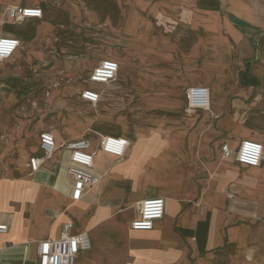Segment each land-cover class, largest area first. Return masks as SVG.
<instances>
[{
	"label": "crops",
	"instance_id": "0c3cea01",
	"mask_svg": "<svg viewBox=\"0 0 264 264\" xmlns=\"http://www.w3.org/2000/svg\"><path fill=\"white\" fill-rule=\"evenodd\" d=\"M10 6L38 7L41 16L15 22ZM82 28H98L81 37L95 41L93 51L73 47L77 30L89 31ZM262 29L264 0H0V37L19 40L0 61L19 68L20 75L34 66L37 79L66 82L78 72L89 74L103 59L118 63L115 79L98 86L97 103L109 116L99 128L103 132H95L129 140L122 157L97 152L93 168L99 182L75 200L78 210L68 217H59L55 189L39 203L27 231L12 230L11 214L0 212V223L7 225L0 233V264H37L36 241L57 238L65 223H71L70 233L86 231L90 237V248L78 253L75 264H264V111L243 115L237 99L253 80L251 72H241L259 54ZM191 85L209 88V110L182 122L169 119L163 135L121 131L128 110L176 116L185 105L183 90ZM4 108L1 104L0 111ZM55 108L63 110L59 100ZM45 131L58 145L53 155L29 170V157L41 153L38 132L29 152L20 149L27 153L19 152V171L55 173L61 157L70 196L68 152L59 144L81 136ZM96 138H89L93 147ZM11 139L0 149V161L15 144ZM243 139L262 143L258 166L221 155V144L235 150ZM137 144L144 154L134 152ZM147 197L164 199L163 216L150 230H133L136 204ZM46 203L59 212L52 219L40 217Z\"/></svg>",
	"mask_w": 264,
	"mask_h": 264
},
{
	"label": "rangeland",
	"instance_id": "374dc122",
	"mask_svg": "<svg viewBox=\"0 0 264 264\" xmlns=\"http://www.w3.org/2000/svg\"><path fill=\"white\" fill-rule=\"evenodd\" d=\"M82 29H88L89 31L79 32L77 30L75 34L76 41L73 47L76 49L93 51L92 47L95 41L90 39L86 41V39L81 37L82 35H87L88 37L92 36L94 31L98 28ZM257 49L259 50V54L255 59H251L252 65L248 67L249 70H245L247 69L245 66L246 68L242 69L241 72H251L254 76L252 81L245 82L246 86L249 87L248 90L240 91L241 93L237 98L243 101V115L245 113V115H249L251 113L254 114L264 111V29L260 31ZM45 70L48 69H43V72ZM34 71V66H29L25 69L26 74L20 75L19 68L15 70L14 66L2 64L0 61V105L2 104L6 108H4L5 111H0V149L5 147V142H7L8 139L10 140L11 136V140L15 143L13 148L9 151L10 153L5 156L6 160L0 161V190L4 192L9 190V182L4 180V178H12L13 174L18 175L19 167H22H18L21 161L17 160L19 159L20 149L24 148L29 152V145L36 144V137L41 129L62 131L64 132L63 135L65 138H71V134H74V136L93 138L98 136L95 131L99 133L103 132V130L99 128L105 127L107 124L106 117L109 116V114L105 113L101 104H90L81 98V90L90 85V83L86 81L88 74L78 72L69 81L56 82L37 79L38 75H36ZM66 85L74 87L75 90H66ZM100 85L102 84H94L91 87L99 89L98 86ZM239 85H243L242 81ZM229 99L232 101L233 97ZM57 100H59L63 110L58 111L55 108ZM183 103H186L184 90ZM15 105L17 107H14ZM184 108L185 105H183L181 112L174 117L166 113L125 111L122 113L123 123L121 131L123 133L125 132V134H130L132 137L136 135H148L152 132H158L163 135L168 131L165 129V125L169 119L182 122L191 117L185 113ZM155 126H160V128H154ZM251 131L256 135L260 133L258 129H252ZM15 133L17 135L13 137ZM20 142H22L23 145H19ZM25 150H22L20 153H27ZM63 162V158L60 157L54 166L55 173H47L39 179H43L45 182L52 185L51 182L54 180V176L57 172L56 167L62 165ZM20 171L25 172L23 169ZM51 189L53 188L48 185L42 186L41 196L43 200L40 201V204L50 196L49 190ZM66 194L69 195V191H66ZM56 197L57 194L54 200ZM40 204H38L39 208L37 207L38 215L41 210ZM45 206V210L41 211L40 217L52 219L58 215L59 212V217H65L64 213H61L60 208H58V212L57 208L51 204L46 203ZM23 216L28 217L26 210L23 211Z\"/></svg>",
	"mask_w": 264,
	"mask_h": 264
},
{
	"label": "built area",
	"instance_id": "2783aa9c",
	"mask_svg": "<svg viewBox=\"0 0 264 264\" xmlns=\"http://www.w3.org/2000/svg\"><path fill=\"white\" fill-rule=\"evenodd\" d=\"M9 16L15 21H21L25 17H40L41 9L28 6H10ZM19 40L14 37H0V60L9 57L17 48ZM118 72V63L112 59L101 60L90 71L87 77L89 86L80 92L81 98L96 104L100 98L94 84H107L115 79ZM92 84V85H91ZM186 114L197 110L210 109L209 88L204 85H191L184 89ZM68 152L66 167L67 175L71 180L70 197L79 200L86 189L94 187L100 179V175L93 168L94 156L97 152L122 157L129 140L124 136L102 134L96 138V146L93 147L89 138L77 137L59 144ZM58 147L54 135L49 131H41L38 135L39 156H31L27 165L31 172L36 171L40 164L50 158ZM223 157H233L235 161L244 166H258L262 159L263 145L253 139H243L234 150L226 142L220 146ZM137 217L130 222L133 230H150L155 221L163 216L164 199L162 197H147L136 204ZM71 223L62 225L57 238L42 239L35 243L37 264H75L80 251L88 250L91 246L89 234L86 231L70 233ZM7 230V225L0 223V233Z\"/></svg>",
	"mask_w": 264,
	"mask_h": 264
},
{
	"label": "bare ground",
	"instance_id": "6f19581e",
	"mask_svg": "<svg viewBox=\"0 0 264 264\" xmlns=\"http://www.w3.org/2000/svg\"><path fill=\"white\" fill-rule=\"evenodd\" d=\"M99 134H101V132ZM134 152L144 154L146 150L142 144H137L134 147ZM58 160L59 158L55 162H57ZM62 170L63 169L61 168V166H59V171H57L56 175L54 176V180L51 182L52 185L45 182L43 179H39L43 176L42 173H37L29 176V174L19 171V174H13L12 178H4V180L9 182L8 189L10 191L8 190L7 192H3L2 190H0V212H7L11 214L12 230L19 232L27 231L29 228H31V219L29 220V218H31V216L33 217V219H36L38 217L37 207L42 200V186L45 185H48L53 189L55 188V190L57 191L55 205L61 209L62 214L64 213V215L68 217L69 213H73L78 210V201L72 200L70 196L66 194L65 188L68 185V182L66 177L61 173ZM25 210L27 211L29 217L23 216V211ZM34 229V231H36V228ZM31 231L32 229L29 230L30 233H28V236L32 235ZM34 236L35 235H33V237ZM30 237V239H32V236Z\"/></svg>",
	"mask_w": 264,
	"mask_h": 264
}]
</instances>
